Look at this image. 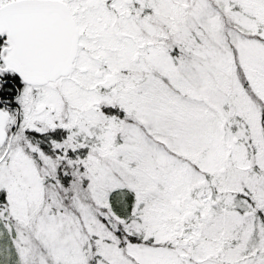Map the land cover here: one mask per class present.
<instances>
[{"label":"snow or ice","instance_id":"1","mask_svg":"<svg viewBox=\"0 0 264 264\" xmlns=\"http://www.w3.org/2000/svg\"><path fill=\"white\" fill-rule=\"evenodd\" d=\"M0 264H264V0H0Z\"/></svg>","mask_w":264,"mask_h":264}]
</instances>
